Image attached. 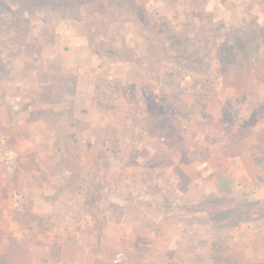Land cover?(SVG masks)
Wrapping results in <instances>:
<instances>
[{
    "label": "rangeland",
    "instance_id": "obj_1",
    "mask_svg": "<svg viewBox=\"0 0 264 264\" xmlns=\"http://www.w3.org/2000/svg\"><path fill=\"white\" fill-rule=\"evenodd\" d=\"M109 36L116 67L131 66L124 39L144 52L126 79L93 53ZM81 74L93 99L75 108ZM216 106L217 127L264 125V0H0V264H56L61 242L79 264L231 260L200 211L262 228L264 203L175 205L166 165L203 158L183 152Z\"/></svg>",
    "mask_w": 264,
    "mask_h": 264
},
{
    "label": "crops",
    "instance_id": "obj_2",
    "mask_svg": "<svg viewBox=\"0 0 264 264\" xmlns=\"http://www.w3.org/2000/svg\"><path fill=\"white\" fill-rule=\"evenodd\" d=\"M107 41L99 40L101 42H111L114 48L112 50L98 48L95 54L103 53L101 55L102 60H109L112 70L109 72V76L116 77L119 79H126L128 71L132 69V65L135 60L142 56L140 50H137L130 39L126 38L123 42L126 44L127 53L125 54L126 59L131 60V66L129 63L125 64L124 68L116 67L112 63V59L119 56L118 50L121 47L114 43L116 36L106 37ZM128 45V46H127ZM116 51V52H114ZM108 69V67H104ZM118 69H121L118 71ZM78 74V73H77ZM83 74L78 75L79 79H75V102H71V106L78 108L82 103L88 107L91 105L93 99L94 84L88 82L89 86L82 88V77ZM84 99L85 101H81ZM52 103V102H51ZM50 102H41L44 110L47 105H52ZM55 103V102H54ZM220 108L223 102H220ZM40 104V102H39ZM219 104V102H218ZM59 105V104H57ZM219 108L216 106L212 111L214 117L211 123L207 120H203L198 123L200 128L199 136L193 137V140L197 139L196 147H189L183 154L194 153L200 157L202 154L203 158H197L196 160L181 162V164L172 162L166 164L171 167V175L175 174L174 171H178L180 176V183L175 180H171V186L174 187V195L172 203L175 205L193 206L203 203L206 199L221 195L223 200L227 197H233L236 200H240L242 203L245 202H261L264 203V125L260 126V130H253V128L242 127L235 130L225 126L217 127L216 124H220L221 117L218 114ZM42 117V116H41ZM42 121L45 122V118L42 117ZM55 122V121H53ZM56 123V122H55ZM211 125V126H210ZM198 126V128H199ZM201 130H204L203 132ZM191 137L188 136V139ZM177 178V177H176ZM175 179V178H174ZM184 186L183 188L179 187ZM164 187L167 185V180L164 183ZM206 210H202L199 213V217H206L209 220L208 226L205 229L206 232L200 230V234H204V239L207 244L211 242V238L207 236L212 235L213 232L216 234H229V242L227 243V253L233 256L231 260L227 262H221L217 258L214 263L209 260V263L213 264H264V227H245V228H223L218 229L213 225L210 217V213ZM2 217L5 219L11 218L12 212L4 211L0 212ZM178 230L179 232L184 231ZM208 229V230H207ZM216 229V230H215ZM247 232L249 238L244 239L242 235ZM200 237L193 239L192 241H183V250L190 252V246H196L192 251H198ZM180 241V240H179ZM173 243L176 244V241ZM186 243V244H185ZM195 244V245H194ZM67 246H71L73 251L70 253L68 258H64L65 250ZM76 245H68V242H61L60 250L57 251L59 259H56V264H79L75 261H69L73 257ZM210 254V253H209ZM209 254H205L203 260L193 261V253L189 254L185 260V264H206ZM219 255V253L217 254ZM227 256V255H226ZM40 261V258H39ZM68 261V262H67Z\"/></svg>",
    "mask_w": 264,
    "mask_h": 264
}]
</instances>
